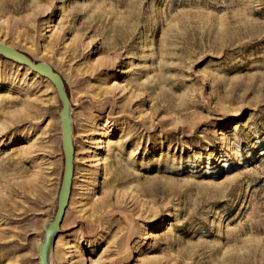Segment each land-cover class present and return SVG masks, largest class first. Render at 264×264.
Instances as JSON below:
<instances>
[{
    "label": "rangeland",
    "instance_id": "rangeland-1",
    "mask_svg": "<svg viewBox=\"0 0 264 264\" xmlns=\"http://www.w3.org/2000/svg\"><path fill=\"white\" fill-rule=\"evenodd\" d=\"M0 43L70 99L50 264H264V0H0ZM62 108L0 56V264H40Z\"/></svg>",
    "mask_w": 264,
    "mask_h": 264
},
{
    "label": "water",
    "instance_id": "water-1",
    "mask_svg": "<svg viewBox=\"0 0 264 264\" xmlns=\"http://www.w3.org/2000/svg\"><path fill=\"white\" fill-rule=\"evenodd\" d=\"M0 56L21 66L27 67L34 73L49 80L55 87L58 98L63 104V108L60 113L62 150L65 158L63 180L59 193L58 208L55 219L45 228V238L43 243L39 246L38 252L40 264H50L49 253L52 245L55 243L60 234V229L69 207L73 185L75 150L73 146V125L70 113V99L65 90L64 81L48 64L35 63L26 54L21 53L3 43H0Z\"/></svg>",
    "mask_w": 264,
    "mask_h": 264
},
{
    "label": "bare ground",
    "instance_id": "bare-ground-1",
    "mask_svg": "<svg viewBox=\"0 0 264 264\" xmlns=\"http://www.w3.org/2000/svg\"><path fill=\"white\" fill-rule=\"evenodd\" d=\"M5 176V175H4ZM2 177H3V175H2ZM23 185V184H22ZM25 186L27 187V186H30V187H33V185L31 184V182H28L27 184H25ZM25 188V187H24ZM34 190V189H33ZM32 191V190H31Z\"/></svg>",
    "mask_w": 264,
    "mask_h": 264
}]
</instances>
